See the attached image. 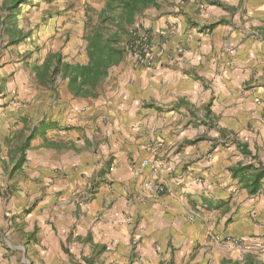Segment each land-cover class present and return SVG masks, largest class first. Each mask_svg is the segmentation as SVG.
Segmentation results:
<instances>
[{"label":"crops","instance_id":"crops-1","mask_svg":"<svg viewBox=\"0 0 264 264\" xmlns=\"http://www.w3.org/2000/svg\"><path fill=\"white\" fill-rule=\"evenodd\" d=\"M146 11L170 57L85 94L32 67L83 63V34L0 50V264H264V0Z\"/></svg>","mask_w":264,"mask_h":264},{"label":"trees","instance_id":"trees-1","mask_svg":"<svg viewBox=\"0 0 264 264\" xmlns=\"http://www.w3.org/2000/svg\"><path fill=\"white\" fill-rule=\"evenodd\" d=\"M25 1L8 0L5 2V13L0 15L1 33L8 35L12 44L25 43L35 35L34 30H26L25 25L19 23L18 17ZM158 1L103 0L95 20L89 19L90 26H86L82 36L86 60L83 63H70L64 61L60 53L48 52L40 63L36 60L32 65L36 76L60 75L76 94H85L87 89L98 84L111 66L120 61L124 54L121 43L129 39L130 28L140 15L156 6Z\"/></svg>","mask_w":264,"mask_h":264},{"label":"rangeland","instance_id":"rangeland-1","mask_svg":"<svg viewBox=\"0 0 264 264\" xmlns=\"http://www.w3.org/2000/svg\"><path fill=\"white\" fill-rule=\"evenodd\" d=\"M8 0H0V15L5 13L4 7L5 2ZM101 0H26L22 4V13L19 15V23L25 25L26 30H34L36 35L32 37H38L37 40L42 39L41 37L46 34L48 37L44 42L41 41L39 47L42 48L44 53L43 45H53L52 36L57 38L56 43H61L62 41L70 40L75 35H80L84 33L86 26H90L89 19L95 20L97 13V6L100 4ZM163 2V1H161ZM164 3V2H163ZM165 5V4H164ZM146 11L142 17L148 15ZM24 27V26H23ZM50 34V35H49ZM3 37H2V36ZM35 37V38H36ZM34 40H27L26 42ZM31 46L34 43L31 42ZM10 43H7L6 34L0 32V50L4 51L8 49ZM23 44V43H22ZM21 46V45H20ZM29 46V44H27ZM35 48V47H34ZM12 49H17L13 47ZM41 52H38L39 54ZM28 53V50H26ZM23 54L24 57H28L27 54ZM26 55V56H25ZM16 57V56H14ZM4 58L0 57V62Z\"/></svg>","mask_w":264,"mask_h":264},{"label":"built area","instance_id":"built-area-1","mask_svg":"<svg viewBox=\"0 0 264 264\" xmlns=\"http://www.w3.org/2000/svg\"><path fill=\"white\" fill-rule=\"evenodd\" d=\"M162 38V40H161ZM166 34L164 32H155L141 25H133L130 28L129 39L121 43L124 53L130 55L139 66L152 67L162 56L170 57L165 46ZM182 49H179L181 52ZM141 166H149L154 169L155 164L146 160L141 161ZM134 174L138 173V168H133ZM147 184L152 186L153 182L148 181ZM157 191H163L162 186H156ZM193 221V216H188ZM225 242L233 247L239 248L241 251L247 252L249 248L239 239L226 236Z\"/></svg>","mask_w":264,"mask_h":264}]
</instances>
